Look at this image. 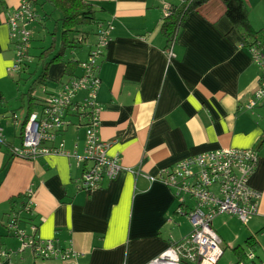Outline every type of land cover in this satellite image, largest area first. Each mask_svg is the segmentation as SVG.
Returning <instances> with one entry per match:
<instances>
[{
    "label": "crops",
    "instance_id": "obj_1",
    "mask_svg": "<svg viewBox=\"0 0 264 264\" xmlns=\"http://www.w3.org/2000/svg\"><path fill=\"white\" fill-rule=\"evenodd\" d=\"M22 1L4 0L0 12V264L60 263L39 261L31 249L18 253L20 229L54 240L59 251L71 249L74 255L61 264H147L192 229L172 190L159 181L161 170L230 147L257 150L247 184L260 200L246 225L232 214L213 219L222 247L218 264H264V102H257L264 96L256 97L262 75L225 18L223 2L208 0L186 13L169 40L163 19L183 0H83L112 26L97 60L98 138L120 158L117 177L89 190L80 188V180L90 161L57 154L11 157L6 164L18 145L15 124L2 120L15 113L9 105L15 48L6 20ZM250 22L253 29L264 28L263 20ZM95 42L96 37L80 46L75 60H85ZM63 72L62 63L54 64L48 78L57 81ZM70 120L52 145L82 158L86 121ZM22 193L32 214L16 222L14 212L24 201L16 197Z\"/></svg>",
    "mask_w": 264,
    "mask_h": 264
},
{
    "label": "built area",
    "instance_id": "obj_2",
    "mask_svg": "<svg viewBox=\"0 0 264 264\" xmlns=\"http://www.w3.org/2000/svg\"><path fill=\"white\" fill-rule=\"evenodd\" d=\"M31 20L29 5L23 0L7 17L6 23L11 29L10 37L26 40L28 33L25 27ZM16 31H19V34ZM108 38L109 32L97 37L96 44L90 49L87 58L78 63L79 71L59 92L46 99L42 116L31 115L25 124L21 145L11 148L13 155L31 160L60 154L76 157L79 162L82 159L90 161L91 167L84 171L80 180V188L89 190L99 189L103 180H114L120 171L119 156L110 155L111 145L101 142L98 138L101 107L96 101L100 85L97 60L101 57V49L106 47ZM249 51L253 63L262 75L256 94L259 99L264 96V50L252 47ZM21 56L22 53L17 55L18 60L10 67V72L16 69ZM81 92H84V97L77 102ZM69 109H74L72 112L77 113L79 120L86 121L82 158L52 145L56 132L62 130L66 124L65 117L69 114ZM257 159L256 149L230 147L191 156L162 169L158 179L172 190L180 203L179 212L186 215L192 229L187 236L172 243L167 250L147 264H218L222 247L219 236L212 228V221L216 216L226 213L235 215L246 225L257 215L260 194L247 184L255 171ZM187 199L189 204H186ZM30 205L28 201V208ZM17 235L22 244L20 251L32 248L33 252L45 259L61 262L74 255L71 249L59 251L54 240L35 239L27 236L21 229L17 231ZM249 258H252V255Z\"/></svg>",
    "mask_w": 264,
    "mask_h": 264
},
{
    "label": "trees",
    "instance_id": "obj_3",
    "mask_svg": "<svg viewBox=\"0 0 264 264\" xmlns=\"http://www.w3.org/2000/svg\"><path fill=\"white\" fill-rule=\"evenodd\" d=\"M30 8V12L32 15L31 23L26 25V30L28 33V38L24 41L20 40V37L11 38L12 45L15 48V61L18 60L17 55L22 53L21 58L19 59V63L17 62V66L14 72H20L23 70H27V67L32 65L31 59L32 55L30 54L31 49V43L33 42V32L31 31V27L34 23L38 22L41 27L45 28V21H49L47 16L45 14L43 15L42 12L44 11V5L47 6V8L50 9L51 16L49 17L52 20V30L50 33L51 39L50 43L47 47L42 48L39 53V63L42 65V70L40 75L37 77V80L33 82V84L29 87V91L33 92L36 84H44L46 80H49L48 78V70L52 67V65L57 63H62L64 65V74L68 73L70 76L74 75V70L76 66H78V63L83 62L79 60L74 59H67V61H64L63 58L66 59V55L68 51H72V54L75 49H79L78 47L80 43L83 42L84 36H81L80 34L87 35L89 32H84L81 29L85 26L90 25L91 22H94L96 24V29L94 32V35L97 37L100 35L111 32L110 28H112L111 24L105 23L103 20H101L98 16V12L96 9L92 7L91 4L83 1V0H25ZM208 0H183L180 5H178L175 8H172L169 10V14L163 19L162 23V31L166 38L169 40L173 39V36L178 32L180 23H182L186 13L193 11L206 3ZM225 6V18L229 21V23L232 25V27L238 31L242 38V47L244 48H252L257 47L259 49L264 50V29H258L255 30L251 26V22L249 20V11L248 7L246 6L245 0H221ZM4 11V0H0V12ZM46 18V20H45ZM17 34H19V31H16ZM96 42L94 43L95 46ZM105 50V47L101 49V56L103 55ZM91 50L88 51V54ZM88 56V55H87ZM87 58V57H86ZM30 62V63H29ZM21 74V73H20ZM100 79V78H99ZM18 83V82H17ZM101 85V80H100ZM99 85V88H100ZM61 90V89H60ZM99 91V89H98ZM59 92V91H58ZM56 93H52L49 95H53ZM98 94V92H97ZM84 97V92H81L77 97V102L81 101ZM46 101L38 100L34 103H29V105H37L41 106L42 108L45 105ZM42 108L39 113H33V110H28L25 113V116L19 126V133H18V139L19 143L18 146L21 145L22 137H23V131L26 122L30 119L32 114H37L39 116H42ZM74 109H69L68 113H75L72 112ZM12 118H14L13 122L17 126L16 122V114L13 113ZM10 117V115H9ZM70 122L68 121L63 128H65L67 125H69ZM64 130V129H63ZM2 134V133H1ZM57 136V134H56ZM4 143V138L2 135V142H0V145ZM16 146V145H15ZM12 154V153H11ZM11 157H17L21 159H27L22 158L19 156L11 155L7 159V163H10ZM31 160V159H27ZM5 164V165H6ZM20 204V209H17L16 213L14 212V221L18 222L20 221L21 217H25L24 215H27V217H30L32 214V211L30 208H28V196L24 193L21 195L19 194L16 199H22ZM10 201L14 203V199L12 198ZM35 234V233H34ZM32 250V248H29ZM26 250V249H25ZM17 250L18 253L24 252ZM30 250V251H31ZM35 258L41 259V260H54V259H45L35 252L33 250L31 251Z\"/></svg>",
    "mask_w": 264,
    "mask_h": 264
},
{
    "label": "rangeland",
    "instance_id": "obj_4",
    "mask_svg": "<svg viewBox=\"0 0 264 264\" xmlns=\"http://www.w3.org/2000/svg\"><path fill=\"white\" fill-rule=\"evenodd\" d=\"M261 1L262 3H260ZM261 1H258L257 4L255 5L254 0H245L246 6L248 7V11L250 9L249 20L257 25L261 24L262 20L264 21V0H261ZM42 14L43 15L45 14V16H47L46 18H48L49 20V21H45V28L41 27V25L38 22L34 23L33 26L31 27V31L33 32V42L31 43V49H30L31 50L30 54L32 55V59H31L32 65L28 66L27 70L23 68V70L20 72L19 71L14 72L13 78L15 79L13 82L12 89L10 90V93H9L10 95L9 105L12 108L11 110L15 112L16 114V122H17V126L15 124L16 126L15 135L13 138L15 144H18L19 142V139H18L19 126L22 122V118L24 117L25 113L29 109L33 110V113H39L42 108L41 106L32 105V104L28 106V104L34 103L36 99L43 100V101H46V99L48 100L50 96L49 94L57 93L58 91H60V89H62V87L65 84H67L73 76V75L70 76L68 73H65V74L63 73V75L57 81H51L50 79L46 80L44 84H40V83L36 84L33 92L29 91V87L33 84L35 80H37V77L41 73L42 65L41 63H39L38 56H39L41 49L47 47L48 44L50 43L51 35L49 32H51V30L53 29L51 27L53 24L52 20L49 18L51 16L50 9L47 8L46 5H44V11L42 12ZM262 24H264V22H262ZM95 29H96V24L94 22H91L90 25L85 26L81 29L84 32H87V33L89 32V34H87L86 36L83 34H80L81 36H84V40L82 43H80L78 47L81 46V49L83 47L86 48V44L87 43L89 44L92 42V40L96 37L94 35ZM254 29L258 30V28L256 27H254ZM76 51L77 52L74 54H72V51L71 52L68 51L66 55V59L63 58V60L64 61H67V59L75 60L76 57H78L77 54L80 53L79 49H77ZM84 55H85V52L81 51L82 58H84ZM78 71H79V68H75L74 73H77ZM257 102L261 105L264 102V98H262L261 100H258ZM262 107H264V104L261 105V108ZM9 114H10L9 118L2 119L4 122H6V126L14 124L13 122L14 118H12L11 113ZM71 117H74L77 120L78 124L82 123V120H79V116L77 115V113H69L65 117L66 123L69 121V118ZM69 122L71 124V120ZM63 129L56 132L57 136L60 135V133L64 131ZM19 247H20V242H19L18 249ZM38 260L41 261L40 259ZM51 261H55L57 263L60 262L59 264L62 263L60 260L59 262L57 260H51Z\"/></svg>",
    "mask_w": 264,
    "mask_h": 264
}]
</instances>
